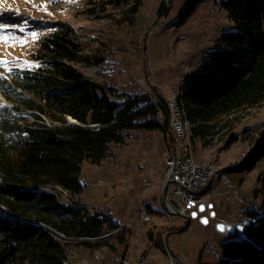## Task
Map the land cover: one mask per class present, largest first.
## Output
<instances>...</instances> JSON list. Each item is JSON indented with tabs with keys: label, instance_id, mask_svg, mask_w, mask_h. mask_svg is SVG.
<instances>
[{
	"label": "trees",
	"instance_id": "16d2710c",
	"mask_svg": "<svg viewBox=\"0 0 264 264\" xmlns=\"http://www.w3.org/2000/svg\"><path fill=\"white\" fill-rule=\"evenodd\" d=\"M140 1L117 0L128 3L127 22ZM201 1L187 0L176 24ZM221 6L236 29L222 33L202 64L184 75L177 92L191 133L205 146L230 132L235 113L264 99V0H222ZM52 27L30 52L34 66L0 73L1 93L32 111L29 121L0 110V264H66L73 248L108 244L110 237H101L106 234L124 241L125 234L115 231L128 229L124 223L82 201V164L112 161V146L125 144L134 132L167 127L166 118L156 119L157 105L146 92L125 93L76 67L101 59L82 54V41L70 23L56 21ZM160 106L167 110L162 98ZM234 139L226 137L224 145ZM263 156L264 136L243 169ZM260 178L261 206L246 210L244 234L223 244L225 256L217 264H264V172ZM59 189L78 198L63 202ZM146 210L161 213L150 205ZM147 237L159 246L160 233L147 231Z\"/></svg>",
	"mask_w": 264,
	"mask_h": 264
},
{
	"label": "rangeland",
	"instance_id": "374dc122",
	"mask_svg": "<svg viewBox=\"0 0 264 264\" xmlns=\"http://www.w3.org/2000/svg\"><path fill=\"white\" fill-rule=\"evenodd\" d=\"M186 1L141 0L127 22L124 11L128 3H118L117 0H0V23L10 26L0 33L6 37L0 40V60L8 61L7 65H0V73L6 74L11 66H34L30 52L42 36L50 33L54 22L64 21L72 25L82 41V54L101 59L98 63H92L90 58V64H75L88 77L100 83L117 85L125 93L146 92L149 97L155 95L166 101L178 90L181 77L202 64L208 50L214 47L222 33L236 29L221 6L222 0H202L184 22L176 24ZM20 27H23V32ZM32 32L37 34L35 38ZM6 100L9 104L0 106V110L8 109L16 117L26 116L27 120H32V111L26 109L22 102ZM231 126L225 137L215 139L210 145L205 146L199 140L194 143L197 160H210L222 169L217 171L209 189V201L192 205V213L196 211L197 216L194 218L188 212L190 219L185 228L184 217L171 214L163 218L169 232L168 246L179 253L186 264H217L223 261V244L244 234V225L248 220L246 210L258 209L263 200L260 177L264 172V156L251 169H243L242 165L255 149L257 140L264 136V99L258 106L235 113ZM169 135L168 127L163 130H139L129 136L125 144L112 146L116 154L112 161H103L98 165L84 161L81 178L85 187L81 196L88 200L86 205L89 209L112 212V199L118 203L126 194L122 175L134 177L137 174L143 175L144 185L138 188L135 197H149L147 202L154 210L161 208L162 205L155 199H161L163 194V158ZM230 135H235V139L225 146L224 140ZM96 183H99L97 188ZM133 189L132 185L127 188L130 195ZM59 191L62 192L59 196L63 202L78 198V195L64 189ZM200 205L205 208L203 213L199 212ZM209 205L212 207L209 208ZM140 212L143 213L142 208ZM140 212L137 210V217H132L134 224ZM125 214L121 208L113 216L123 224L128 220L124 221ZM130 215L133 216L131 211ZM152 216L139 228V247L133 246L135 236L132 228L122 230L121 226L115 231L125 234L124 241L113 234H106L104 238L110 237L108 244L96 249L73 248L72 260L66 264H131L130 257L120 263L116 256L120 253L126 255L127 252L136 255L138 251L136 264L138 258L145 255L141 249L145 250L148 245L149 238L145 239L147 231L160 233L159 246L161 244L164 248L151 246L146 264H167L170 253L163 244L164 234L155 232L156 223L161 219ZM203 218H207V224L201 223ZM218 225L226 226V231H220ZM237 225L243 226L242 231Z\"/></svg>",
	"mask_w": 264,
	"mask_h": 264
},
{
	"label": "built area",
	"instance_id": "2783aa9c",
	"mask_svg": "<svg viewBox=\"0 0 264 264\" xmlns=\"http://www.w3.org/2000/svg\"><path fill=\"white\" fill-rule=\"evenodd\" d=\"M151 100L157 105L156 117L161 121L167 119L168 133L170 139L167 142V148L164 155V167L162 173V190L165 193L166 201L155 199L163 207V211L169 217L171 214H177L181 217L188 215L190 203H204L209 201L211 195L205 197H196V190H201V187L210 186V180L216 178L218 169L212 166V162L207 160V165L202 168L192 167V158L186 157V148L184 147L183 138L179 130V119L177 110L174 108L173 94L170 96L167 103V110L163 111L160 106L161 98L152 95ZM189 216V215H188ZM144 212L139 213L137 223L132 220H126L125 227L132 228L134 234L133 246L138 247V233L141 226V221L144 220ZM121 228V227H120ZM119 228V229H120ZM146 256H140L136 264H145ZM163 264V263H160ZM167 264H180L177 259L168 254Z\"/></svg>",
	"mask_w": 264,
	"mask_h": 264
},
{
	"label": "crops",
	"instance_id": "0c3cea01",
	"mask_svg": "<svg viewBox=\"0 0 264 264\" xmlns=\"http://www.w3.org/2000/svg\"><path fill=\"white\" fill-rule=\"evenodd\" d=\"M143 175L142 174H137L136 176H123L122 175V177H123V184H125L124 186H126L127 188H129V186H133V190L134 191H132L133 192V194L132 195H130L129 194V192H128V190H127V188L125 187V191H126V194L124 193L123 194V199L122 200H120L118 203H117V201L115 200H113L112 199V202L113 203H111L110 205H111V209H113V211L112 212H114L115 213V211H117V210H121V208L122 209H124V211H125V218H124V221L126 220V219H128V220H132L133 221V218H136L137 217V210L140 212V209L142 208L143 209V212H147L148 214H147V220L149 219L150 220V217L152 216V215H154V216H152L153 218H159V219H161V222L160 221H158V223H156V229H155V232H162V234H164V236L166 235L167 236V239H168V234H169V232H167L166 231V225L165 224H163L164 222H165V220L163 219V218H165V216H166V213L163 211V210H161L160 208L158 209L159 211H161V213H158V214H151L150 212H148L147 210H146V205H150L151 206V204L149 203V202H147V199L149 198V197H140V198H137V197H135V195H136V193H137V190H138V188L143 184V182H144V178L142 177ZM104 182V181H103ZM97 184H99V183H96V185H95V188H97L98 186H97ZM144 185V184H143ZM143 185H142V187H143ZM141 188V187H140ZM112 194V193H111ZM82 197V196H81ZM91 198V197H90ZM92 198H94V196L92 197ZM82 199H83V197H82ZM118 200V199H117ZM82 201H84V202H86V201H88V200H85V199H83ZM115 203V204H114ZM194 206V205H193ZM193 206L192 207H190L189 209H188V212H189V214H190V216H191V213H192V208H193ZM110 208V207H109ZM151 208H153L152 206H151ZM154 209V208H153ZM130 211H131V213H133V216H131L130 215ZM114 213H113V215H114ZM188 214V215H189ZM165 215V216H164ZM115 216V215H114ZM190 216H189V219H190ZM133 217V218H132ZM120 223V222H119ZM163 226V227H162ZM185 227H187V226H184V228ZM171 228H169V229H167V230H170ZM172 229H175V228H172ZM145 239H147L148 237H147V234L145 233ZM143 240V243L145 244V242H144V239H142ZM147 242H148V245H146V247H145V250L142 248L141 249V251H143V253H144V251H145V255L144 256H146V258L148 257V251H149V248L151 247V246H153L154 244H152L151 243V240L149 241L148 239H147ZM155 246V245H154ZM140 251V250H139ZM173 251V250H172ZM176 254H178L179 256H180V254L179 253H177V252H175ZM137 254H138V251H136V255L135 254H132V253H129V252H127V254L125 255H122L121 253H120V255L119 256H116V259L120 262V263H122L125 259H127V257H130V259H131V264H134V261H135V256H137ZM143 255V254H142ZM181 257V256H180ZM146 262H147V260H146ZM146 262H145V264H146ZM160 263H162V262H160Z\"/></svg>",
	"mask_w": 264,
	"mask_h": 264
},
{
	"label": "bare ground",
	"instance_id": "6f19581e",
	"mask_svg": "<svg viewBox=\"0 0 264 264\" xmlns=\"http://www.w3.org/2000/svg\"><path fill=\"white\" fill-rule=\"evenodd\" d=\"M190 72V71H189ZM183 77H181V82L183 80ZM178 90L173 93V99H174V108L177 110L178 113V119H179V130L181 137L183 138L184 147L186 148V157L192 158V167L194 168H202L203 165H207V160H197L195 158V151H194V143L196 142V137L193 136L191 133V121L189 118L185 116L184 110L182 108V104L180 100H178ZM8 101L6 98L0 93V106H6L8 105ZM158 121H161L159 117H156ZM162 122V121H161ZM212 166L215 167V169H218L213 163ZM215 178H212L210 180V186L201 187V190H196V197H205V195H211L210 194V187L212 183L214 182ZM161 205V204H160ZM163 210V207L160 208ZM147 220V215H145L144 220L141 221V225L143 222ZM140 245L139 239H138V247Z\"/></svg>",
	"mask_w": 264,
	"mask_h": 264
},
{
	"label": "snow or ice",
	"instance_id": "6c2138e0",
	"mask_svg": "<svg viewBox=\"0 0 264 264\" xmlns=\"http://www.w3.org/2000/svg\"><path fill=\"white\" fill-rule=\"evenodd\" d=\"M9 27H10V26H9L8 24L0 23V33H3V32H5V31H7V30L9 29ZM11 27H17V26L12 25ZM19 30H20L21 32L24 31L23 27H20ZM31 35L35 38L37 34H36L35 32H32ZM4 39H6V37L3 36V35H0V40H4ZM22 43H23V42H22ZM7 64H8V61L0 60V65H7ZM25 64H27V62H25ZM189 206L192 207V204L190 203ZM208 207L211 208L212 206L209 205ZM204 211H205L204 206H203V205H200V206H199V212L203 213ZM212 215L214 216L215 213L213 212ZM192 216L195 218V217L197 216V212L194 211V212L192 213ZM201 223L207 224V223H208L207 218H203V219H201ZM217 227H218V229H219L220 231H222V232H223V231H226V226H224V225H218ZM236 227H237V228H240L241 231H242V228H243L242 225H237ZM242 238H243V237H242Z\"/></svg>",
	"mask_w": 264,
	"mask_h": 264
},
{
	"label": "water",
	"instance_id": "95a60500",
	"mask_svg": "<svg viewBox=\"0 0 264 264\" xmlns=\"http://www.w3.org/2000/svg\"><path fill=\"white\" fill-rule=\"evenodd\" d=\"M71 121L75 122L74 119H71ZM260 138H261V137H260ZM260 138L257 140V142H259ZM256 144H257V143H256ZM255 146H256V145H255ZM218 170H222V169H218ZM162 200H163L164 202L166 201V197H165V193H164V192H163V194H162ZM185 219H186V222H185V226H186V225L188 224V222H189V216L187 215V216L185 217ZM104 236H105V235H104ZM104 236H101V237H104ZM99 238H100V237H99ZM163 244L166 245V247H167L169 253H170L172 256H174L180 264H186V262H185V261H184V260L178 255V254H176L174 251H172V250L169 248V246H168V242H167V236H166V235L164 236V242H163Z\"/></svg>",
	"mask_w": 264,
	"mask_h": 264
}]
</instances>
